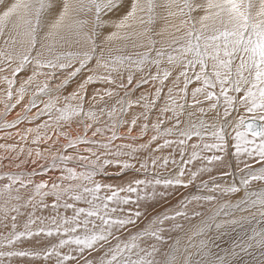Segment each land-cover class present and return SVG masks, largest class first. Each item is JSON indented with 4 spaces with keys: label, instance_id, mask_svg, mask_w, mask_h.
<instances>
[{
    "label": "snow or ice",
    "instance_id": "obj_1",
    "mask_svg": "<svg viewBox=\"0 0 264 264\" xmlns=\"http://www.w3.org/2000/svg\"><path fill=\"white\" fill-rule=\"evenodd\" d=\"M0 264H264V0H0Z\"/></svg>",
    "mask_w": 264,
    "mask_h": 264
},
{
    "label": "rangeland",
    "instance_id": "obj_2",
    "mask_svg": "<svg viewBox=\"0 0 264 264\" xmlns=\"http://www.w3.org/2000/svg\"><path fill=\"white\" fill-rule=\"evenodd\" d=\"M182 191H184V190H182ZM173 203H175V201H173ZM162 210V209H161Z\"/></svg>",
    "mask_w": 264,
    "mask_h": 264
},
{
    "label": "bare ground",
    "instance_id": "obj_3",
    "mask_svg": "<svg viewBox=\"0 0 264 264\" xmlns=\"http://www.w3.org/2000/svg\"><path fill=\"white\" fill-rule=\"evenodd\" d=\"M11 118V117H10Z\"/></svg>",
    "mask_w": 264,
    "mask_h": 264
}]
</instances>
